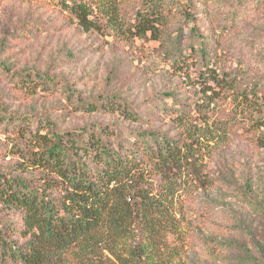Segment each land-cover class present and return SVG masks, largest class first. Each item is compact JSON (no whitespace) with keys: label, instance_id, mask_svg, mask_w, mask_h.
<instances>
[{"label":"trees","instance_id":"trees-1","mask_svg":"<svg viewBox=\"0 0 264 264\" xmlns=\"http://www.w3.org/2000/svg\"><path fill=\"white\" fill-rule=\"evenodd\" d=\"M193 1L141 0L129 9L116 0H61L85 30L158 42L159 54L199 96L182 104L175 93L166 95L175 97L177 137L133 129L122 137L109 125L60 131L31 115L3 113L0 128L13 161L0 168V264H152L159 239L178 225V179L198 174L200 132H228L237 122L247 130L264 126V118L245 115L261 84L248 83L242 67H227L222 51L201 33ZM173 23L180 26L175 31ZM19 75L21 86L33 91L57 83L35 71ZM63 87L73 93L69 82ZM230 98L242 105L238 114L209 125L212 105ZM80 102L88 111L139 119L118 93ZM256 142L264 147V135Z\"/></svg>","mask_w":264,"mask_h":264},{"label":"rangeland","instance_id":"rangeland-1","mask_svg":"<svg viewBox=\"0 0 264 264\" xmlns=\"http://www.w3.org/2000/svg\"><path fill=\"white\" fill-rule=\"evenodd\" d=\"M116 1L129 9L141 2ZM193 2L201 33L222 51L227 67H242L248 83L261 84L245 115L264 118V0ZM177 27L173 23L170 30ZM158 46L127 42L110 29L85 30L61 0H0V117L31 115L60 131H99L109 125L122 137L130 129L179 136L172 121L175 97L166 95L175 93L182 104L199 95ZM25 70L55 77L57 83L28 89L19 80ZM113 93L121 94L138 120L103 109L88 111L80 104ZM212 107L209 125L214 126L212 121L235 116L242 105L230 98ZM237 124L228 132L207 128L198 135V174L178 179V225L159 239L150 263L264 264V147L256 142L264 126L247 130ZM7 142L0 128V168L13 161L6 155Z\"/></svg>","mask_w":264,"mask_h":264}]
</instances>
